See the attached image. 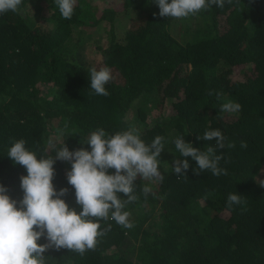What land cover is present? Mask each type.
<instances>
[{
	"label": "trees",
	"instance_id": "trees-1",
	"mask_svg": "<svg viewBox=\"0 0 264 264\" xmlns=\"http://www.w3.org/2000/svg\"><path fill=\"white\" fill-rule=\"evenodd\" d=\"M20 9L0 14V185L11 199L23 198L27 175L7 156L17 140L39 160L63 145L90 151L85 142L98 128L136 127L146 144L165 138L163 181L138 177V199L124 208L134 227L118 225L110 212L94 250L50 248L45 264H264V0H225L179 19L161 17L155 0H124L121 9L76 0L71 19L55 0H22ZM104 66L114 72L108 96L90 88L89 70ZM227 100L241 110L221 112ZM214 129L226 137L217 154L228 174L197 175L174 139L206 150L215 140L197 136ZM174 159L188 160L185 175L173 172ZM70 170L57 160L52 183L68 189L62 199L79 214ZM144 186L152 189L147 196ZM232 193L246 204L229 209Z\"/></svg>",
	"mask_w": 264,
	"mask_h": 264
},
{
	"label": "clouds",
	"instance_id": "clouds-1",
	"mask_svg": "<svg viewBox=\"0 0 264 264\" xmlns=\"http://www.w3.org/2000/svg\"><path fill=\"white\" fill-rule=\"evenodd\" d=\"M231 2V0H229ZM64 19H71L76 0H55ZM161 17L187 18L212 6L223 7L225 0H155ZM22 0H0V14L11 11L19 14ZM90 88L94 94L108 96L105 85L112 80L110 68L93 67L89 70ZM209 95H212L209 92ZM217 99L220 94L216 93ZM223 113L235 114L241 105L227 100L220 108ZM63 134V133H61ZM164 137L156 136L150 144L140 137V130L132 127L124 132L109 134L104 128L93 131L87 141L90 151L79 148L74 151L63 145L55 151V157L43 156L37 159V153L25 148L24 140H17L8 150L7 156L16 164L26 169L27 175L20 177L23 198L17 202L7 195V188L0 185V264H45L44 253L50 249H69L84 254L94 250L97 237L103 236L101 220L111 219L126 229L134 224L129 220L130 213L124 211L126 204L138 199L134 194L137 178L162 182L164 176L158 169V157L164 150ZM203 141L215 140L214 146L201 150L186 143L183 136L174 139L175 149L180 157H190L196 162L193 171L199 175L210 170L212 175H227V170L219 166L224 159L218 150L225 148L226 137L221 130H207ZM51 144L52 142L49 141ZM235 145L227 144L228 148ZM242 148L247 147L241 142ZM69 162L71 170L67 172L68 183L75 190L76 203L82 211L77 214L69 209L62 197L68 193L67 188L55 190L54 164L56 161ZM187 159H174L173 172L185 175L189 169ZM114 169L113 174L108 170ZM199 169V171H196ZM264 186V180L260 182ZM145 196L152 192L148 186L142 188ZM123 193L126 199H121ZM19 204V207H17ZM241 195L232 193L227 198V207L245 205ZM95 218V219H93ZM42 237L47 243H37Z\"/></svg>",
	"mask_w": 264,
	"mask_h": 264
},
{
	"label": "rangeland",
	"instance_id": "rangeland-1",
	"mask_svg": "<svg viewBox=\"0 0 264 264\" xmlns=\"http://www.w3.org/2000/svg\"><path fill=\"white\" fill-rule=\"evenodd\" d=\"M94 3L104 9H121L124 6V0H94ZM102 43H104V41H102ZM86 52H89V50L87 49ZM113 73L114 72H111V74ZM155 116L156 112H152L149 120L153 119Z\"/></svg>",
	"mask_w": 264,
	"mask_h": 264
}]
</instances>
